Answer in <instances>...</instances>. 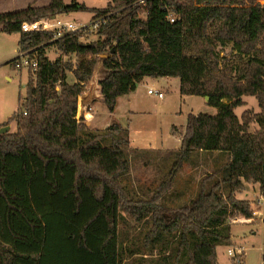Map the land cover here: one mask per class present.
Instances as JSON below:
<instances>
[{"label":"trees","instance_id":"1","mask_svg":"<svg viewBox=\"0 0 264 264\" xmlns=\"http://www.w3.org/2000/svg\"><path fill=\"white\" fill-rule=\"evenodd\" d=\"M81 11L93 12L92 22L104 18L98 40L83 41L88 28L60 38L21 31L25 21ZM0 28L20 34V53L38 60L24 103L7 122L16 131L0 134V264H218L217 248L232 242L231 221L253 219V203L237 194L259 184L264 195V4L110 0L99 10L51 0L0 13ZM226 45L232 50L221 55ZM50 47L77 62L52 61ZM96 70L110 112L145 78H178L182 95L209 97L217 109L188 115L168 180L150 200L128 199L122 185L130 170L129 131L114 123L97 134L78 118L79 97ZM244 96L258 100V113L236 115ZM195 152L226 153L229 162L201 179L187 205L163 207L162 197ZM124 215L151 222L141 250L120 243Z\"/></svg>","mask_w":264,"mask_h":264},{"label":"rangeland","instance_id":"2","mask_svg":"<svg viewBox=\"0 0 264 264\" xmlns=\"http://www.w3.org/2000/svg\"><path fill=\"white\" fill-rule=\"evenodd\" d=\"M64 1L66 4H70L73 0ZM76 1L85 4L90 9L99 10L108 8L110 3V0ZM257 1L264 4V0ZM49 3L50 0H0V11L2 13L16 12L27 9L29 6L44 7ZM93 17L94 13L91 11L70 12L58 15L56 21L71 23L80 28H88ZM98 38L96 33L91 32L85 34L83 41L94 42ZM231 50L232 45L220 48L221 55L228 54ZM20 55L18 37L14 34L0 32V130L9 127L8 133L16 131V123L7 124V122L24 103L31 73L27 69L16 68L13 61ZM48 55L52 61L61 57L65 61L77 62L75 55H64L56 47L49 48ZM31 74L35 79L36 75ZM74 81L73 75L69 73L68 82L74 83ZM175 82H178V78L171 80L169 83H162V81L160 83L155 81L149 83V87L164 92L165 98L162 100L149 95L148 86H140L136 93V104L129 106L126 103L127 100L121 98L115 111L110 112L103 101H99L91 105L84 115L85 120L89 118L87 114H93L96 117L92 128L88 127V130L94 133L99 134L114 123L120 124L129 131L131 145L127 150V154L130 161V170L129 174L122 178V185L128 199L150 200L160 184L168 180V173L177 159V152H168L159 148H175L178 146L179 139L182 138L185 132V129L180 126L186 125L189 114L204 113L212 115L217 111L216 108L206 105L203 97L182 95ZM89 86L90 83L86 86V91ZM20 97L22 103L19 101ZM243 100L246 105L236 108V115L241 116L245 110H251L254 113L260 111L258 100L255 97L244 96ZM130 110L135 111L136 115H131ZM174 125L178 127L173 129ZM257 128L258 125L253 124L250 131L254 132ZM172 129L175 134L172 133ZM226 161H228L226 153H223V155L217 152L212 154L193 153L182 164L173 182L176 187L171 194L181 193L183 197L175 199L167 195V191L161 199V205L170 209L187 205L196 196L197 182L200 183L201 179L208 175V172H215L219 168L222 170ZM249 186L247 192L245 194L242 192L244 195L239 198L250 199L253 203V211L260 208L262 215L253 216L251 221L245 218H236L231 221L232 242L230 246L218 249L219 264H237L236 260L228 255V250L239 248L243 251L242 256L239 257V264L264 263V200L258 208L256 202L259 198H256L257 195L255 196L253 193L254 185L250 184ZM256 189L259 192L258 187ZM124 216L125 219L121 220L119 228L120 243L123 248L130 247L141 250L144 248L143 240L151 227V222L148 220L137 223L129 216ZM237 220L239 222L236 223Z\"/></svg>","mask_w":264,"mask_h":264},{"label":"built area","instance_id":"3","mask_svg":"<svg viewBox=\"0 0 264 264\" xmlns=\"http://www.w3.org/2000/svg\"><path fill=\"white\" fill-rule=\"evenodd\" d=\"M141 3H144V0H140ZM170 23H174L177 19L176 15L173 13H169V16L167 17ZM104 18H98L94 22L91 23V25L88 27L89 33H97V30L99 26L101 25ZM87 27H77L74 24L71 23H62L60 21H56L53 19H41L38 22H23L21 24V31L22 33H31V32H55V38H60L64 36L67 33H73L82 31L83 29H86ZM15 66L17 69H27L28 71H31V73L36 74L37 67H38V60L36 57H31L27 52L21 53L19 56L18 61L15 63ZM148 94L151 96H155L158 99L162 100L165 97L164 92L156 89H149ZM27 114V110L24 109L23 115ZM264 200V198H259L256 202L257 207L261 204V202ZM259 208V207H258ZM261 216L262 213L260 212V208L256 211H253V216ZM252 220V219H251ZM248 220V221H251ZM234 222V221H233ZM236 223L239 222L238 220L235 221ZM242 249L237 250H228V255L236 260L237 264H239V257L242 256ZM264 264V263H263Z\"/></svg>","mask_w":264,"mask_h":264},{"label":"crops","instance_id":"4","mask_svg":"<svg viewBox=\"0 0 264 264\" xmlns=\"http://www.w3.org/2000/svg\"><path fill=\"white\" fill-rule=\"evenodd\" d=\"M51 1V0H50ZM0 13H2V11H0ZM50 19H53V20H56L57 19V16L56 17H54V18H50ZM1 29V28H0ZM1 32V31H0ZM15 36H17L18 37V44H19V41H20V34H14ZM19 46V45H18ZM52 47H50V49H51ZM49 49V48H48ZM48 49L46 50V55H47V57H49V55H48ZM50 58V57H49ZM173 79H176V78H158V79H152V78H145L139 85H138V87H137V89L135 90V91H133V92H131L130 94H128V95H125V96H122V97H120V98H118V100H117V105H116V107L118 106V103H119V100L121 99V98H125L127 101H126V103H128V105L130 106V105H132V104H136L137 103V98H136V93L138 92V90H139V87L140 86H142V87H146V86H150L149 85V83L151 82V81H155V82H158V83H160L161 81H162V83H169V82H171V80H173ZM174 81H176V80H174ZM175 84H176V86L178 87V89H179V91H180V86H181V82H180V79H178V82H175ZM151 88H153V87H149L148 88V90L149 89H151ZM160 91H162V90H160ZM163 92V91H162ZM184 96H186V95H184ZM165 98V97H164ZM163 98V99H164ZM203 101H204V103H206V105H208V101L204 98L203 99ZM130 113H131V115H133V116H135L136 115V113H135V111H132V110H130L129 111ZM200 114V113H199ZM87 116H89V118H86V120H85V123L87 124V126L89 127V128H92V124H93V122L95 121V119H96V117L93 115V114H87ZM187 124V123H186ZM176 127H178V126H173L172 128L174 129V128H176ZM180 127H182L183 129H185V127H186V125H184V126H180ZM10 129V128H9ZM173 129H172V133L173 134H175L174 132H173ZM182 136V135H181ZM181 137H180V139H179V142H178V146L177 147H175V148H170V147H161V148H159L160 150H164V151H170V152H177L179 149H180V147H181ZM202 153V152H201ZM229 162V161H228ZM227 162V163H228ZM220 169V168H219ZM216 170H218V169H216ZM210 173H212V172H208V174H210ZM198 183V188H199V182H197ZM254 186V188H253V193H254V195L256 196V198L258 197V198H264V196H263V194L261 193V191H260V186H259V184L258 185H256V184H253ZM175 185L173 184V187L167 192V195H169V196H172V197H174L175 199H178V198H182L183 196H181L182 194L181 193H178V194H174V195H172L171 194V192H172V190H175ZM249 185L247 186V189L243 192L244 194L247 192V190L249 189ZM258 187V189H259V192L257 191V188ZM186 188V187H185ZM187 190L185 189V192H186ZM243 193H239V194H237V198L238 199H240L239 197L241 196V195H244ZM258 193V194H257ZM259 196H261V197H259ZM240 200H249V201H251L250 199H240ZM221 247H224V246H220V247H218L217 248V255H218V249L219 248H221ZM226 247V246H225ZM218 260H219V258H218ZM218 264H219V262H218Z\"/></svg>","mask_w":264,"mask_h":264},{"label":"water","instance_id":"5","mask_svg":"<svg viewBox=\"0 0 264 264\" xmlns=\"http://www.w3.org/2000/svg\"><path fill=\"white\" fill-rule=\"evenodd\" d=\"M101 74L99 70H96L92 76L90 86L88 90L79 97L78 101V116L82 118L87 110L95 102L103 101L102 89L99 83ZM206 100L209 101V97H206ZM9 131V127H5L0 130V134H6Z\"/></svg>","mask_w":264,"mask_h":264}]
</instances>
